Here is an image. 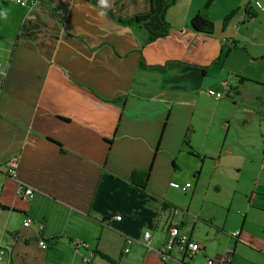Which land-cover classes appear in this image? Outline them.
<instances>
[{
    "label": "crops",
    "instance_id": "0c3cea01",
    "mask_svg": "<svg viewBox=\"0 0 264 264\" xmlns=\"http://www.w3.org/2000/svg\"><path fill=\"white\" fill-rule=\"evenodd\" d=\"M27 2L0 0L16 6L0 14V244L10 264H111L93 250L117 264H264V0H175L167 34L150 42L119 21L149 0ZM196 12L211 33L189 26ZM186 134L202 157L182 145ZM145 168L134 190L127 177ZM171 225L199 242L193 256L154 251Z\"/></svg>",
    "mask_w": 264,
    "mask_h": 264
},
{
    "label": "built area",
    "instance_id": "2783aa9c",
    "mask_svg": "<svg viewBox=\"0 0 264 264\" xmlns=\"http://www.w3.org/2000/svg\"><path fill=\"white\" fill-rule=\"evenodd\" d=\"M14 2L20 6H25V7H32L34 5V2H27V0H14ZM206 93L209 96H212L214 99H217L222 96V92L218 90H214L211 88H207ZM3 170L8 176H13L14 174V159H8L6 160L3 164ZM167 185L173 189L177 190H185L186 188L189 187L188 182H184L183 184H180L175 181H169ZM18 195L23 198H29L31 197L33 190L28 187V186H19L18 187ZM118 218V216H116ZM32 224V220L29 217L24 216L21 219V225L22 226H28ZM35 228L37 230L41 229V224L39 222L34 223ZM236 231L231 232L230 234L232 236L236 235ZM149 231L145 230L142 232V239L144 240L145 246L147 249H151L148 245V240H149ZM131 242V238L129 236L124 237V247H123V252H126L128 250V245ZM37 244L41 247L44 248L45 244L43 239L39 238L37 240ZM77 244H81L79 241H75L74 245L76 246ZM175 246L178 250H180L184 256L186 257H191L193 256L199 249L200 244L196 240H191L188 237L181 235L177 232V228L175 226H168L166 229V235L164 238V241L159 244L156 248H154V251L160 256L162 260H165L168 254V251ZM88 261L87 256L82 257V262L86 264ZM0 264H10V247L9 245L6 244H0ZM203 264H227V259L225 256L219 257V258H213V259H205Z\"/></svg>",
    "mask_w": 264,
    "mask_h": 264
},
{
    "label": "trees",
    "instance_id": "16d2710c",
    "mask_svg": "<svg viewBox=\"0 0 264 264\" xmlns=\"http://www.w3.org/2000/svg\"><path fill=\"white\" fill-rule=\"evenodd\" d=\"M175 0H149V9L144 14L133 15L124 20H119L124 23H134L138 27L142 28L145 31V41L150 42L156 38L163 37L168 32V23L165 20V11L166 9L174 3ZM237 10L234 8L226 13L222 19V25L228 21L229 17ZM243 10L246 11V6H243ZM189 26L198 32L209 34L212 32V22L203 18L199 13H194L188 21ZM261 102L264 103V97L261 99ZM187 134L182 139V145H184L188 153L195 154L199 157H202L199 153L194 151L188 144L186 139ZM148 177V168L145 169H133L127 181L129 185L138 191H143L145 188L146 179ZM0 208L6 209L7 207L0 204ZM96 252L101 258L108 261L111 264H117L116 261L111 259L106 254L101 253L100 251Z\"/></svg>",
    "mask_w": 264,
    "mask_h": 264
},
{
    "label": "rangeland",
    "instance_id": "374dc122",
    "mask_svg": "<svg viewBox=\"0 0 264 264\" xmlns=\"http://www.w3.org/2000/svg\"><path fill=\"white\" fill-rule=\"evenodd\" d=\"M15 8H16L15 5L8 8L6 5L0 3V14L2 15L5 13V11L13 10ZM0 26L3 28L2 24H0ZM5 27H8V26H5Z\"/></svg>",
    "mask_w": 264,
    "mask_h": 264
},
{
    "label": "clouds",
    "instance_id": "9594fccd",
    "mask_svg": "<svg viewBox=\"0 0 264 264\" xmlns=\"http://www.w3.org/2000/svg\"><path fill=\"white\" fill-rule=\"evenodd\" d=\"M100 2H101V3H102V2L104 3V0H100ZM104 14H105V13H103V12L101 13V15H104ZM2 15L4 16V18H6V14H2Z\"/></svg>",
    "mask_w": 264,
    "mask_h": 264
}]
</instances>
